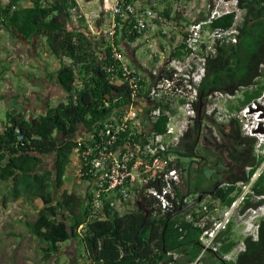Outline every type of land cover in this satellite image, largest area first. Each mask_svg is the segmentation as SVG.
<instances>
[{
    "label": "trees",
    "instance_id": "16d2710c",
    "mask_svg": "<svg viewBox=\"0 0 264 264\" xmlns=\"http://www.w3.org/2000/svg\"><path fill=\"white\" fill-rule=\"evenodd\" d=\"M21 1L30 5L21 6ZM124 1L135 4L143 0ZM237 1L244 12L237 25L238 42L217 44L216 52L206 57L205 73L197 87L196 117L184 136L186 145L182 150L175 148L169 151L175 158L179 173L185 170L180 165L182 160L189 161L187 168L195 161V142L190 143V140L192 134L196 137L202 126L204 118L201 113L207 97L215 92L234 96L233 100L224 102V112H220L224 122L217 124L212 118L219 132L228 140V144L218 146L225 159L229 163L234 161L237 169H248L246 182L261 164L262 158L254 155L257 137L243 133L238 115L254 105L264 118V105L258 102L264 96V0ZM76 10V0H9L6 5H0V25L27 42L31 39L43 41L48 55L59 60L54 81L66 99V102L54 106L46 105L43 113L35 117L26 118L23 112L15 109L6 112L0 131V181L11 184L9 196L12 200L23 197L30 203L40 201L41 207L35 220L27 222L26 227L38 243L45 246L46 255L59 253V245L69 242L82 247L86 264H188L201 254L203 245L200 239L207 226L200 225L204 212L193 211V207L185 209L188 204L183 203L185 195L179 183L172 182L173 198L166 195L169 201L166 210H162L157 200L144 192L149 188L159 190L162 182H148L144 187L138 185L141 200L136 209L124 214L107 205L92 212V193L88 188L83 196L61 191L70 157L75 150L78 152L80 172L84 174L86 168L82 152L87 148H93V153L104 148L109 151L123 148L125 151L128 146L147 141L150 133L164 135L168 121L163 115L156 120L150 119L143 107L136 103L142 114L140 130L119 132L111 146L102 143L99 132L105 131V118L130 103L129 92L126 86L109 82L105 71L113 64L109 44L104 42L101 51L96 48L87 33L83 15L77 17V26H73ZM163 13V19L175 23L177 28H184L179 24L183 20L182 13H176L175 18H169L170 8ZM233 17V14L220 17L212 21L208 28L227 30L233 25ZM119 24L122 35L118 37L120 32H116L113 42L123 44L125 39L134 42L138 36L128 33V24ZM168 40L171 45L176 44L171 56L182 58V41L175 42L173 37ZM160 73L162 77L171 76L163 69ZM177 85L178 82H175ZM176 101L182 102L169 97L156 105L161 110H172L170 105ZM261 125L260 120L253 129L254 133L264 134ZM85 134L89 139H79ZM108 138L105 136L104 141ZM96 146L98 149H95ZM46 159L52 161L50 169L45 165ZM80 179L85 181L86 176L82 175ZM251 189L255 196H262V199L252 200L250 196H245L238 210L240 214L264 204V169L251 184ZM134 191L138 192L137 187ZM241 192V186L224 182L210 184L204 193L222 206L229 207ZM231 228L232 222L214 237L215 249L206 253L220 256L225 264H264V221L259 223L256 240L251 237L241 240L245 249L235 262L224 258L238 245L231 238ZM187 249V258H168L170 254ZM254 257L259 258L258 263L254 262Z\"/></svg>",
    "mask_w": 264,
    "mask_h": 264
},
{
    "label": "built area",
    "instance_id": "2783aa9c",
    "mask_svg": "<svg viewBox=\"0 0 264 264\" xmlns=\"http://www.w3.org/2000/svg\"><path fill=\"white\" fill-rule=\"evenodd\" d=\"M194 0L187 2L191 5ZM102 7L109 12L114 20L108 27L99 30L103 40L109 44L111 65L105 69L109 76V82L116 86H126L129 92L130 103L122 108L114 110L104 121V130L100 131L99 136L102 143L111 146L117 138L119 132L126 129L140 130L142 126L141 111L135 106L140 104L144 113L152 120H156L161 115L168 118L166 131L164 135L148 134L147 141L142 144L128 146L127 150L118 148L115 151L103 149L93 153V148H87L82 152V158L85 161V173L79 174L86 176L84 181L92 193L90 210L92 212L101 210L105 205L119 214L132 212L141 200L140 187L157 181L163 185L159 190L155 188L146 189L144 192L154 197L162 210H166L169 201L166 195L173 198L172 182H180V173L174 163V156L169 151L179 148L188 129L193 125L196 117L194 105L198 101L197 87L205 73V59L207 56L216 52L217 44L232 45L238 42V23L242 19L243 10L239 8L237 0H211L206 3V10L202 17L190 20L184 28V36L179 38L182 41V53L184 56L180 59L171 56L176 44L169 43V32L171 27H176L175 23L163 19L161 22V34H166V42L163 44L165 52V63L161 69L171 74L169 77H162L161 69L148 67L147 63L152 60V55L148 53L147 58L141 62L144 69H139L127 61L121 43L113 42L119 23L128 24V33L136 34L138 37L145 35L154 28V20L157 18L153 8L141 10L134 4H127L124 0H103ZM192 8V7H191ZM193 9V8H192ZM191 9L183 13L185 17L190 16ZM228 14H233V25L224 30L221 28L209 29L212 21ZM87 29H91V23L97 18L94 12L84 15ZM191 17V16H190ZM172 23V24H171ZM173 25V26H172ZM166 31H165V29ZM125 45L133 48L131 42L124 40ZM141 60H139L140 62ZM175 82L178 85L175 86ZM169 97L175 100H182L181 103L171 104L172 110H161L156 103H163ZM234 99V96L226 93L215 92L206 99V104L210 106L209 113L220 110V102H227ZM145 104H149L148 107ZM244 111V110H243ZM241 111V113L243 112ZM146 133V131H145ZM109 138L104 141V137ZM89 139L88 135L82 137ZM81 139V140H83ZM95 149H98L96 146ZM74 152H78L75 150ZM79 160V159H78ZM131 163V165H130ZM80 164V161H79ZM185 168L183 162L180 163ZM134 172L136 176H134ZM145 176V177H142ZM137 187L138 192L134 191ZM243 194L240 198L234 200L229 207L220 215L221 220L212 223V228L206 229L201 237L208 236L210 242L203 246V251L211 246L214 237L225 229L231 218L236 215L243 219L245 229L248 233L257 231L258 223L264 218V205L256 209H248L243 214L238 210L244 200ZM261 197H258V200ZM194 198H185L183 203L192 202ZM200 205H204L201 200ZM202 227L205 222H201ZM198 259L193 263L197 264Z\"/></svg>",
    "mask_w": 264,
    "mask_h": 264
},
{
    "label": "rangeland",
    "instance_id": "374dc122",
    "mask_svg": "<svg viewBox=\"0 0 264 264\" xmlns=\"http://www.w3.org/2000/svg\"><path fill=\"white\" fill-rule=\"evenodd\" d=\"M8 1L0 0V5L4 6ZM101 1L103 2V0ZM207 2L208 0H194L191 5H187V2L184 1L143 0L136 2L134 5L141 10L153 8V11L157 15V18L153 22L156 20L162 22L164 18L163 11L168 8H170L169 18H175L176 13L183 14L187 9H191L192 11L189 10L191 17H185L183 15V20L179 22L185 28L190 20L202 17L206 10ZM20 4L21 6L30 5L25 1H21ZM89 12H94L97 18H100V15L106 14L102 6H96L93 11ZM79 14V12L74 14L73 26L77 25L76 19ZM96 19L91 23V29H87V33L96 48L101 51L102 45L100 39L102 35L100 33H92L96 25ZM184 28H169L167 30L169 32V38L174 37L175 42L179 41V38L183 36ZM161 30L159 29V35L166 41V34L162 35ZM149 33L147 32L146 34ZM126 48L127 45L124 44V52H126ZM133 48H136L137 59L142 61L150 53L148 45L141 41L138 45H133ZM52 60L55 59L50 55L48 56L43 41L31 39L27 42L18 35L11 34L0 25V131L4 126L5 114L9 110L15 109L16 111L23 112L25 117L28 118L43 113L46 105L54 106L59 102H66L65 95L60 91L54 81L55 67ZM165 61V58H163V64ZM152 62L154 63V60ZM44 70H47L45 75ZM258 102L260 105H264V96H261ZM224 104V102H220L221 109L213 111L211 114L209 113L210 106L208 104L204 105L201 113L204 118L202 126L196 137L192 134V139L190 140V143L195 142V161L190 167L188 166L187 168L185 166V170L180 173L179 184L185 198L187 200L194 198L195 200L199 195H202L201 200L204 202V205H200L199 203L194 205L193 211L204 212L205 215L201 222H205V226L209 230L212 228L213 222L221 220L220 215L226 210V207L222 206L210 195L204 193L207 191L208 186L210 184H221L224 182L236 184L242 187V192L237 198H240L244 194L245 196H250L252 200H258V197L252 192L251 184L261 170L264 169V134L254 133L253 130L260 120L262 121L261 127L264 128V118H261L258 112L259 109H255L254 105H251L249 110H244L242 113H239L238 116L242 122L243 133L246 135L254 134L257 137L254 155L262 158L260 166L256 169L249 181L246 182L244 179L246 178L248 169H237L233 165L234 161L229 163L225 159L222 149L218 146L228 144V140L222 136L216 126L217 124H222L225 120L224 117L220 116V112H224ZM212 118H214V121L216 120L215 122L217 124L213 122ZM83 136L78 137L81 139ZM186 142L184 139L181 141L179 145L180 150L185 147ZM182 162L187 165L189 161L182 160ZM45 165L50 169L52 166L51 159H46ZM79 167L77 153L74 152L70 157V164L66 169L64 185L61 191L65 193L75 192L79 196L85 194L88 185L80 179ZM134 176H136L135 172ZM10 188V183L0 181V264H62L65 261V264H68V256L63 255L65 252L63 245H59V253L46 255L43 249L45 246L38 243L26 227L27 222H33L35 220L37 211L41 207L40 201L37 200L30 203L23 197L14 201L9 196ZM184 204H189V202ZM231 222V238L237 241L238 245L224 257L226 260H230L236 250L242 247L241 240L248 233L245 229L243 219L234 215L231 218ZM208 242H210L208 236L201 240L203 246ZM209 248L212 250L215 249L213 240ZM77 251L78 254L83 253L82 247L77 246ZM188 253L189 250L187 249L182 252L170 254L168 258H187L186 254ZM197 259V264H220L210 254L206 252L203 254V250L190 263L195 262Z\"/></svg>",
    "mask_w": 264,
    "mask_h": 264
},
{
    "label": "crops",
    "instance_id": "0c3cea01",
    "mask_svg": "<svg viewBox=\"0 0 264 264\" xmlns=\"http://www.w3.org/2000/svg\"><path fill=\"white\" fill-rule=\"evenodd\" d=\"M76 2H77V10L75 12H77V13L79 12L80 13L79 15L80 16L83 15V17L85 14L88 13V11H93L96 6H98V7L102 6L101 0H76ZM104 13H106V14L102 15V16L100 15V18L96 19V25L94 27V30L93 31L91 30L92 33L99 34V30L101 28L108 27L114 20H116V18H114L109 12L105 11ZM159 29H161V21L156 20L154 22V28L151 31H149L150 32L149 34L139 36L134 40V42H131V43L137 44V45L139 44L140 41L146 43L148 45L149 52L152 55V58L154 60V63L152 62L153 60H151L149 63H147V66L161 69L164 65L162 62V59L166 57L165 52H164V48H163V44L166 41H165V39H162L160 37ZM116 32H120L118 37H121V35H122L121 34L122 33L121 32V26H119L117 28ZM100 41H101L100 42L101 45L104 44V42H105L103 40V37H101ZM122 43H124V41ZM122 46H124V44H122ZM124 53H125L127 61L129 63L131 62V64L133 66H136L139 69H141V68L144 69L141 66V62H143V61L141 60L139 62V59H137L136 48H131V47L127 46L126 52H124ZM157 61H159V62H157ZM52 63L55 67L54 72H56L60 66V62H59V60L55 59V60H52ZM46 73H47V70H44V75ZM63 247L65 248V252L63 255H67L68 259H69L68 264H86L84 253L78 254L77 246L75 244L66 242L65 244H63ZM65 262L64 263L62 262V264H65Z\"/></svg>",
    "mask_w": 264,
    "mask_h": 264
},
{
    "label": "flooded vegetation",
    "instance_id": "af4514ba",
    "mask_svg": "<svg viewBox=\"0 0 264 264\" xmlns=\"http://www.w3.org/2000/svg\"><path fill=\"white\" fill-rule=\"evenodd\" d=\"M185 199V198H184ZM261 199H262V196H261ZM196 200V199H195ZM194 201V200H193ZM264 205V204H263ZM262 206V205H261ZM251 209V208H250ZM248 210V209H247ZM243 214V213H242ZM260 221H264V218H261L260 219ZM260 221H259V223H260ZM259 223H258V227H259ZM258 227H257V231L255 232V233H247L246 234V236L245 237H251L253 240H256L257 238H258ZM244 237V238H245ZM241 245H242V247L241 248H239V250H236V252L234 253V255H233V257L230 259L231 261H236V260H238L239 259V253L240 252H242L244 249H245V247H244V245H243V243H241ZM236 247H234L233 248V250L235 249ZM209 250H211V248H206V250H204L203 251V254H204V252H209ZM212 256V255H211ZM217 261H219L220 262V264H225V262H224V260H223V258H221L220 256H218V255H214L213 256ZM254 258H256V257H254ZM259 258H256L255 259V263H258L259 261Z\"/></svg>",
    "mask_w": 264,
    "mask_h": 264
},
{
    "label": "water",
    "instance_id": "95a60500",
    "mask_svg": "<svg viewBox=\"0 0 264 264\" xmlns=\"http://www.w3.org/2000/svg\"><path fill=\"white\" fill-rule=\"evenodd\" d=\"M199 101L201 102V97L199 98ZM200 108H201V103H200ZM201 197L202 195H199L198 198L192 202H190L186 207L185 209L187 208H191L193 207L194 205L198 204L200 201H201ZM178 213V212H177ZM177 213H175L173 216H175Z\"/></svg>",
    "mask_w": 264,
    "mask_h": 264
}]
</instances>
